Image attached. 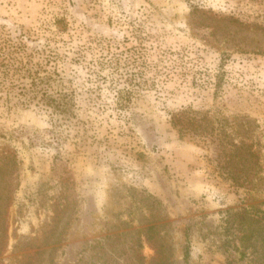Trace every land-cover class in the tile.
Masks as SVG:
<instances>
[{
	"label": "rangeland",
	"instance_id": "1",
	"mask_svg": "<svg viewBox=\"0 0 264 264\" xmlns=\"http://www.w3.org/2000/svg\"><path fill=\"white\" fill-rule=\"evenodd\" d=\"M243 209L264 0H0V264H264Z\"/></svg>",
	"mask_w": 264,
	"mask_h": 264
},
{
	"label": "trees",
	"instance_id": "2",
	"mask_svg": "<svg viewBox=\"0 0 264 264\" xmlns=\"http://www.w3.org/2000/svg\"><path fill=\"white\" fill-rule=\"evenodd\" d=\"M29 74L31 76H33V78H36L38 75V73H36V72L31 73L30 71H29ZM43 97H44L43 98L44 104L49 106L50 108H52L55 112L61 114V113H66L68 111L70 102H69V99H67L66 97L56 98V97L52 96L51 94H45ZM181 116L173 118V124L181 125V130L185 132L187 129V125H189L191 122L188 121V124L185 122V120L187 118L186 113L181 114ZM255 216H250L249 211H247L246 209H243V212H241V219L243 221L248 222L249 224H254V225L257 224V225L261 226L262 228H264V212H262V217L257 216V218H256ZM246 236H247L246 240H248L251 243H253V240L255 238H257L256 234H254V230L249 232V234ZM244 255H245V253L243 252L242 256H244ZM262 256L264 257V251H263ZM156 260L161 262V263L165 262V261L168 262L169 256H168L166 250L158 249Z\"/></svg>",
	"mask_w": 264,
	"mask_h": 264
}]
</instances>
